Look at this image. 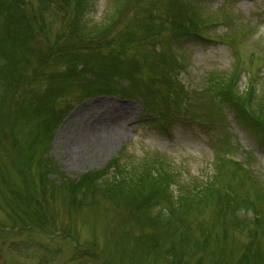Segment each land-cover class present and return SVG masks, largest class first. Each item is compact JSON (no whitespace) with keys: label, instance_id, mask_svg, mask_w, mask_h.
I'll return each mask as SVG.
<instances>
[{"label":"rangeland","instance_id":"obj_1","mask_svg":"<svg viewBox=\"0 0 264 264\" xmlns=\"http://www.w3.org/2000/svg\"><path fill=\"white\" fill-rule=\"evenodd\" d=\"M20 1L22 11L1 10V17H8L13 28L10 38L0 37V264H41L36 259H46L49 264H264V217H239L247 214L242 209L250 205L245 207L244 201L236 200L252 194L258 206L256 192L245 181L232 182L230 175L241 172L224 160L243 166L247 163L264 182V129L258 131L243 122L248 116L241 112L249 115L253 102L234 98L228 89L214 87L207 78L212 70L230 71L235 65L230 49L221 41L228 36L239 44L238 20L255 33L253 38L243 34L240 52L246 56L248 45L256 43L264 49V0H204L207 9L217 6L237 20L230 24V31L219 19L206 22L192 29L194 33L181 43L182 53L177 52L185 64L178 78L184 86L182 100L187 99L188 104L178 109L170 97L161 96L163 76L158 73L177 64L169 36L179 17H185L182 2L126 0L125 11L120 13L122 22L109 23L105 36L131 24L124 31L134 30L140 37L134 45L130 43L133 38L126 36L122 39L126 47L120 50L117 46L102 49L99 42L104 33L91 34L92 26L118 10L120 6L114 5L117 0H93L89 13L79 15L85 22L84 44H75L73 33L70 35L76 14L69 6L75 0ZM87 1H82L86 9L90 7ZM40 26L47 38L38 35ZM135 26L141 29L137 31ZM55 35H61L60 54L69 51L70 44H75L74 50L89 47L94 54L81 61L80 79L72 74L75 92L57 101L61 111L53 131L45 132L49 106L38 94L28 106L33 122L30 135L26 138L28 130L19 125L18 140H13L15 137L8 136L18 123L13 116L26 107L18 78H23L21 65L30 59L32 72L38 70L39 63L50 70H62L59 63L49 60L54 56ZM106 55L112 79L106 85L128 90L130 97L106 94L84 98L77 93L87 82L102 85L101 62ZM134 66L136 71L131 72ZM241 66L238 98L248 91L250 101L264 102V56L252 72L246 60ZM127 71L130 73L125 74ZM135 72L140 75L138 84L124 86L119 80ZM150 74L155 93L147 98L143 79ZM227 76L230 78L228 72ZM142 103L146 108L170 110L171 120H153ZM219 112L223 124L216 122L212 128L209 119ZM256 113L264 120V111ZM204 124L206 127L200 128ZM220 137H226L225 143L234 147L230 154L220 155L223 161L215 163L218 150L213 147ZM154 151L169 159L166 164L171 174L147 168L141 157ZM220 164H225L223 177L213 182L214 168ZM173 177L177 178L176 187ZM22 179L28 182V190L33 185L43 197L35 202L39 207L42 204L44 217L26 195ZM230 192L238 198L229 197ZM179 198L183 200L175 204ZM11 252L16 260L10 259Z\"/></svg>","mask_w":264,"mask_h":264},{"label":"trees","instance_id":"obj_2","mask_svg":"<svg viewBox=\"0 0 264 264\" xmlns=\"http://www.w3.org/2000/svg\"><path fill=\"white\" fill-rule=\"evenodd\" d=\"M17 5V1L16 0H13V1H8V0H0V15H4V14H2L1 13V10H3V11H11V9L13 8V7H15ZM116 12H112V14L110 15V18L109 19H107L106 21H110V24H112L113 25V18L116 16ZM104 20H105V18H104ZM106 21H105V23L100 27V28H93V29H91V34L93 35V34H95V35H97V34H99V36L100 35H103V33L104 32H108V31H110V24H108V23H106ZM60 49H63V48H59L58 50H60ZM69 57H70V60H73V59H75V57H74V54H69ZM109 62H110V59H108V58H106L105 60H103L102 61V63L106 66V68H107V71L103 74V79H105V80H108V79H110V76H109V74L107 73L108 72V68H109ZM70 66V65H69ZM136 68L137 67H133L130 71L131 72H133V71H136ZM130 71H127L125 74H129L130 73ZM121 72V71H120ZM122 72H123V70H122ZM71 73V71H70V69H68L66 72H65V74H64V76H67L68 74H70ZM54 75H56L57 76V79L59 78V76L57 75V74H54ZM76 76V78L77 79H80V75L79 74H76L75 75ZM130 76V75H129ZM232 76V75H231ZM131 77V76H130ZM48 78H49V80L50 79H54V76L52 75V76H48ZM232 79H233V77H230V78H228L227 80H226V83L225 84H222V86L224 87V88H226V89H228L229 91H230V93H231V95L234 97V98H236V99H240V100H242V99H244L245 101H246V103H249L250 102V100H249V94H248V91L247 92H245L244 93V95L242 96V97H240V98H238V95H237V90L233 87L234 86V84H233V82H232ZM83 84H84V81H83ZM87 84V86H86V88L84 89V87H82L83 88V90L85 91V93H89V94H91V93H97V92H101L102 90H103V86H104V88L106 87V85L105 84H103V85H101V86H98V87H96V86H94V85H90V84H88V82L86 83ZM250 90V89H249ZM250 93H251V91H249ZM243 104V103H242ZM241 104V105H242ZM241 105H239L240 107H241ZM221 141V140H220ZM220 148L219 149H217L216 151H217V156H215L214 158L215 159H213L214 161H218V163H220V161H223V159H221V157H220V155H224V154H226L227 152H229V151H232V148H233V146L229 143V144H226L224 141H221V143H220ZM226 163L228 162V163H231V164H233L232 162H229V161H225ZM225 167V164H220V165H218L217 167H216V173L213 175V176H216L214 179H213V182H218V181H220L221 179H222V177H223V171L221 172V169L222 168H224ZM159 170H160V168L159 167H157V163H155V162H152V167H151V170L150 171H152V172H154V173H156V172H159ZM237 175V173L236 172H233V174H231L230 175V177H232V176H234V177H237L236 176ZM237 179L239 180V178L237 177ZM211 180V179H210ZM222 182H224L223 180H222ZM226 183V182H225ZM93 186V185H92ZM116 187L117 188H119V186L116 184ZM131 189H132V187H131ZM128 191H131L130 189L128 190ZM181 200H183V199H181V198H179V199H176L175 200V204H177L176 202L178 201V202H181ZM254 204H256L255 202H253V201H245L244 203H243V205L246 207V206H248V205H250V207H249V209H247V210H245V209H242V210H244L243 212H246V211H251L252 212V214L254 215V216H257V215H260L261 217H264V209H263V207L262 206H255ZM258 211V212H257ZM263 216H262V215ZM252 215V216H253Z\"/></svg>","mask_w":264,"mask_h":264}]
</instances>
